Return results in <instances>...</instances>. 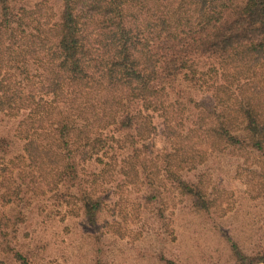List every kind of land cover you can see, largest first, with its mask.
<instances>
[{"label": "trees", "instance_id": "obj_1", "mask_svg": "<svg viewBox=\"0 0 264 264\" xmlns=\"http://www.w3.org/2000/svg\"><path fill=\"white\" fill-rule=\"evenodd\" d=\"M28 18L0 0V128L5 117L14 125L0 129V154L20 140L21 156L54 157L55 192L75 197L90 225L104 198L82 176L85 163L119 139L133 152L156 135L155 117L183 124L191 107L222 145L264 162V0H60L44 27ZM154 168L208 209L202 183L181 167L162 158ZM228 244L238 264L264 263Z\"/></svg>", "mask_w": 264, "mask_h": 264}, {"label": "rangeland", "instance_id": "obj_2", "mask_svg": "<svg viewBox=\"0 0 264 264\" xmlns=\"http://www.w3.org/2000/svg\"><path fill=\"white\" fill-rule=\"evenodd\" d=\"M14 2L26 10L33 30L48 24L60 4ZM188 109L183 124L168 128L155 117L156 135L139 140L133 152L119 139L85 163L82 176L104 198L94 225L75 197L55 192V158L23 157L22 142L15 140L11 153L0 154V264H23L16 252L29 264H238L229 238L248 258L264 256L263 159L222 145L198 111ZM4 119L0 129L12 130ZM162 158L181 167L184 179L202 183L208 209L193 206L158 173L154 164ZM140 160L152 172L150 188Z\"/></svg>", "mask_w": 264, "mask_h": 264}]
</instances>
